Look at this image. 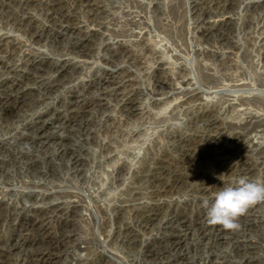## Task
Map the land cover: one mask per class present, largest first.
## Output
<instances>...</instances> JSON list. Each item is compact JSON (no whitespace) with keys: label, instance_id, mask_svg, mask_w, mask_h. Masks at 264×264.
<instances>
[{"label":"rangeland","instance_id":"374dc122","mask_svg":"<svg viewBox=\"0 0 264 264\" xmlns=\"http://www.w3.org/2000/svg\"><path fill=\"white\" fill-rule=\"evenodd\" d=\"M241 177L264 0H0V264H264V202L207 220Z\"/></svg>","mask_w":264,"mask_h":264},{"label":"clouds","instance_id":"9594fccd","mask_svg":"<svg viewBox=\"0 0 264 264\" xmlns=\"http://www.w3.org/2000/svg\"><path fill=\"white\" fill-rule=\"evenodd\" d=\"M260 202H264V180L251 181L245 177L239 178L234 185L227 186L214 196L207 209V220L212 225H220L225 230H237L239 217Z\"/></svg>","mask_w":264,"mask_h":264},{"label":"bare ground","instance_id":"6f19581e","mask_svg":"<svg viewBox=\"0 0 264 264\" xmlns=\"http://www.w3.org/2000/svg\"><path fill=\"white\" fill-rule=\"evenodd\" d=\"M137 111V110H136ZM147 114V113H146Z\"/></svg>","mask_w":264,"mask_h":264}]
</instances>
